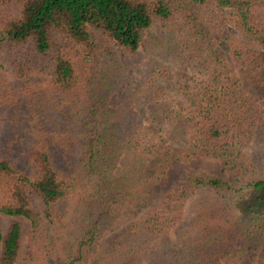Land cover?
I'll use <instances>...</instances> for the list:
<instances>
[{
  "label": "trees",
  "instance_id": "trees-1",
  "mask_svg": "<svg viewBox=\"0 0 264 264\" xmlns=\"http://www.w3.org/2000/svg\"><path fill=\"white\" fill-rule=\"evenodd\" d=\"M140 47L144 119L107 104L118 51ZM0 121L22 264H264V0H0ZM197 157L229 177L189 171L150 205L171 160ZM21 239L0 228V264Z\"/></svg>",
  "mask_w": 264,
  "mask_h": 264
},
{
  "label": "rangeland",
  "instance_id": "rangeland-1",
  "mask_svg": "<svg viewBox=\"0 0 264 264\" xmlns=\"http://www.w3.org/2000/svg\"><path fill=\"white\" fill-rule=\"evenodd\" d=\"M229 18L230 20L227 23L229 30L235 34V37H240V30L237 27L236 21L232 19L231 15H229ZM151 30L153 31V33L155 32V28H152ZM87 31L92 36H100V31L94 27H88ZM213 37L216 42H219V39L216 36ZM224 46L225 45H220L222 56L228 62H230L229 52L227 51V49L224 48ZM145 51L146 50L143 47L139 48L137 54H130L123 50L118 51L117 56L122 64V81L119 83L118 88L109 96L107 102L109 106L115 107L116 109L125 108L131 110L134 114V117H141L142 119H144L146 116V102L139 95L136 89V85L142 77L143 69L147 64L148 58L151 57L147 55V52ZM7 135V126L6 124H2V122L0 121V152H3L6 148L4 146V141L6 140ZM257 146L258 145H254V147ZM12 161L18 163L16 159H12ZM222 168V162L216 159L197 157L185 161L171 160L165 173L151 186L152 194L154 196V202L150 205L156 204L160 193L169 188L177 180H181L187 172H207L211 174L229 177V173L223 171ZM205 192L206 191H202V193ZM200 193L201 190H198L196 194ZM194 198L195 197L191 199L188 208H190L192 204L191 202ZM144 210H146V207L131 206V208L127 212H125L121 217H119L111 225V227L104 232L102 239L119 230L124 224L137 217ZM14 221L19 222L22 226L21 251L19 256L22 264L28 241V233L30 229L29 221L21 216L0 215V228L2 232H5L8 226Z\"/></svg>",
  "mask_w": 264,
  "mask_h": 264
}]
</instances>
